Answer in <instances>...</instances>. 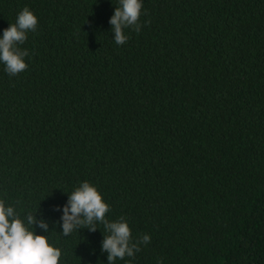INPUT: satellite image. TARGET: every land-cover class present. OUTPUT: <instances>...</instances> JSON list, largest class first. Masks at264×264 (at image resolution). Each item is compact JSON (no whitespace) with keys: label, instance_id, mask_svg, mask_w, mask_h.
Listing matches in <instances>:
<instances>
[{"label":"trees","instance_id":"trees-1","mask_svg":"<svg viewBox=\"0 0 264 264\" xmlns=\"http://www.w3.org/2000/svg\"><path fill=\"white\" fill-rule=\"evenodd\" d=\"M141 2L117 45L119 0H0V38L38 18L27 69L0 63V200L59 264H108L103 224L62 235L84 181L151 237L115 264H264V0Z\"/></svg>","mask_w":264,"mask_h":264},{"label":"clouds","instance_id":"clouds-1","mask_svg":"<svg viewBox=\"0 0 264 264\" xmlns=\"http://www.w3.org/2000/svg\"><path fill=\"white\" fill-rule=\"evenodd\" d=\"M119 7L109 20L114 32V41L117 45H124L129 36L125 29L139 33L142 28L140 16L142 15L141 0H119ZM150 24V21H145ZM38 18L24 7L18 13L15 23L3 31L0 38V63L5 66V72L16 76L25 71L28 65L25 57L29 56L27 49H21L29 32H36ZM57 211L61 209L57 207ZM110 211L109 205L104 201L97 188L84 181L68 197L63 206L61 216L62 235L67 237L73 231L87 228L91 232L97 230V223L104 226L107 235L102 240V252H106L108 264H115L117 259L125 257L135 258V253L141 251V245L151 241L148 234H142L133 239L128 222L122 216L112 222L106 219ZM27 226L13 206H5L0 200V264H59L61 250L49 243L48 236L37 235L33 226L44 232L49 231V224L44 219H37L36 213H28ZM31 228V230H30ZM162 264V261H158Z\"/></svg>","mask_w":264,"mask_h":264}]
</instances>
